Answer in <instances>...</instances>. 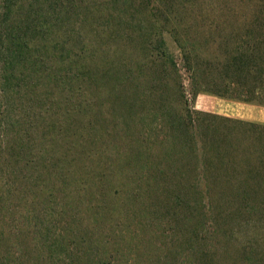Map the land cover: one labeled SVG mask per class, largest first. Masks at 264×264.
Returning a JSON list of instances; mask_svg holds the SVG:
<instances>
[{
    "label": "rangeland",
    "instance_id": "1",
    "mask_svg": "<svg viewBox=\"0 0 264 264\" xmlns=\"http://www.w3.org/2000/svg\"><path fill=\"white\" fill-rule=\"evenodd\" d=\"M0 10L11 16L1 35L34 51L38 74L23 90L37 86L42 120L21 132L34 159L44 151L28 164L0 150V264H106L107 253L108 264L264 263V106L226 71L256 47L264 65V0H0ZM178 183L211 204L216 229L196 250L209 256L188 255L191 226L170 217L182 211L170 200ZM143 238L162 250L143 243L128 256L124 240Z\"/></svg>",
    "mask_w": 264,
    "mask_h": 264
},
{
    "label": "trees",
    "instance_id": "2",
    "mask_svg": "<svg viewBox=\"0 0 264 264\" xmlns=\"http://www.w3.org/2000/svg\"><path fill=\"white\" fill-rule=\"evenodd\" d=\"M5 1L7 7L9 4L15 3L17 0ZM7 10H0V150H7L8 152L15 151L14 155L23 159L26 158V162L28 164H33V162H37L38 157L41 156L44 151H41V149L40 151H37L38 157L37 159H34L31 156V152L35 149V147L28 151L29 148L26 145V139L22 137L21 130L24 132V134H26L29 131V127L32 126L27 123V119H31V121L33 120V118L35 121L42 120V117H40V111L36 110L38 104L40 103V98L36 100L32 97V92L36 91L37 89L36 85L33 86L32 90L29 89L28 93L23 89L26 88L25 86H27V81L31 82L33 81V79H36L35 77L37 76L38 71H36L34 66L35 64L33 62L26 63L27 59L30 58V54L32 52L34 53L33 50H30V47L28 46L26 40H13L12 34H8V31L5 32V36L1 35V31H4L11 22L10 11ZM261 27L263 28V25H261ZM252 54V56H248L244 51L239 52L238 55H235L231 59V61L227 63L226 71L227 73H231L234 78L237 77L236 79L238 80L242 78V73H244V75L247 74V88L243 84L239 85L237 82L238 80L234 81V83L237 84V88L241 87L245 91V93H247V103L256 102L257 104L264 106V100L258 99L259 96L264 95V65L260 64L262 53L257 52L256 47L254 49V53ZM244 84H246L245 81ZM254 97H256L258 100L255 101L256 99ZM12 142L17 145L13 149H11ZM160 174L165 175V173L162 171H160ZM258 183L262 184L263 179H261V181H259ZM176 187L177 189H179V194H177L170 200L176 208L177 206L182 208V211L180 212V215L176 210H174L173 213L169 214L173 221L181 217L184 221L185 227L186 225L191 226V228L186 227V231L184 232V234H187V232L191 233L188 235L192 236L191 238L193 239V242L188 245V248H186L185 252H187L188 255L194 256L200 253L198 259L206 257V255L209 256V253L212 252L211 250H196L197 248H199L198 246L201 240L200 237H204L207 234L213 235L214 230L216 229V226H214L212 222H207L208 218L206 214L209 213L210 209L208 208L207 204H211L208 203V201L205 202L201 196L198 197L199 194L196 198H192L194 197L195 193L191 192H187L186 194L184 193L185 195H181L183 193V186L180 183H178ZM157 189H159L158 186ZM162 189L164 191L167 188L162 187L161 190ZM188 201H193L194 206L190 207L189 204H191V202ZM201 202L202 204H204V211H202L201 209ZM201 217H205V219L204 222L199 223V219H201ZM164 230L165 228H163L162 231H157L155 229L154 236L156 238L163 237L164 239H166L167 232ZM127 231L130 233L129 229L125 230V232ZM137 233L138 232L136 231V229H134L131 231V236L137 238L138 234L140 235V233ZM119 236L121 237V235ZM172 239L174 242H176L174 237H172ZM104 240L105 238L102 239V241ZM124 241H127L125 249L128 253V256L134 255V253L136 254L138 252V244L144 243L145 245L149 246V251H152V249H161L160 245L155 243L151 239L144 241L143 238V241H138L137 244H134L132 240L125 239ZM169 243L172 244V241L169 240ZM115 251L116 253L119 252L118 249H114V252ZM139 254H141V252H138L137 256ZM107 258H109L108 253L103 259L106 264H108L107 261H105V259ZM191 259L195 258L192 257ZM260 262L262 261L247 260L243 261L242 264H260Z\"/></svg>",
    "mask_w": 264,
    "mask_h": 264
}]
</instances>
